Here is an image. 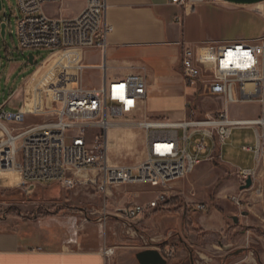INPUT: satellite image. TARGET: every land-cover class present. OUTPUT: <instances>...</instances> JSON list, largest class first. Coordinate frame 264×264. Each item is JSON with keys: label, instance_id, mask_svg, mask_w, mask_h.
<instances>
[{"label": "built area", "instance_id": "1", "mask_svg": "<svg viewBox=\"0 0 264 264\" xmlns=\"http://www.w3.org/2000/svg\"><path fill=\"white\" fill-rule=\"evenodd\" d=\"M19 16L16 36L22 52L48 50H101L113 28L105 19L106 0H66L84 2L76 16H49L47 4L63 0H16ZM187 8L204 0H171ZM182 18H179L180 22ZM1 66V58H0ZM72 72L76 88L57 89L49 109L50 120L23 127L27 117L22 106L17 114L0 107V172L14 171L25 184H60L72 189L94 185L100 191L123 186L149 185L162 190L148 204L120 210L124 223L134 228L135 221L150 216L166 204L171 184L191 175L211 149L222 147L237 128L253 129L256 146L252 149L259 167L264 160V38L239 42L184 43L182 75L187 89L204 99L223 101L217 114L199 118L191 104L190 114L175 123L145 119L136 125L146 132L147 156L136 166L111 165L108 157V132L118 120L134 121L145 111L148 84L143 75L106 81L96 89L83 86L88 67L77 61ZM71 72V73H72ZM258 103L262 116L256 120H234L233 105ZM10 124V126L8 125ZM241 184L255 175L245 170ZM232 200L239 206L237 198ZM201 211L206 206H199ZM173 251L166 252L167 258ZM106 256L115 254L105 249Z\"/></svg>", "mask_w": 264, "mask_h": 264}, {"label": "rangeland", "instance_id": "2", "mask_svg": "<svg viewBox=\"0 0 264 264\" xmlns=\"http://www.w3.org/2000/svg\"><path fill=\"white\" fill-rule=\"evenodd\" d=\"M2 2L0 27L2 23H6L7 34L5 40L0 34V107L6 104L5 112L17 114L26 103L24 110L28 114H37V116L27 117L23 127L43 124L53 116L47 104V92L55 88H67L72 70H62L60 73L57 71V58L50 59L55 52L44 49L22 52L16 36V21L19 16L17 1L2 0ZM224 4L232 5L220 0H204V2L194 4L193 7H196L194 14L185 21L188 40L200 42L211 37L239 41L258 38L262 24L259 22L253 24L250 20L255 22L260 19L257 11L259 5H233L242 7L239 10L251 18L242 15V17L239 16V20L236 16L224 15L216 8ZM79 7V1L63 0L58 4H47L44 10L52 17L72 16V12ZM236 20L240 23L237 24ZM29 54L35 55L38 64L42 59L45 60L37 68L36 65L32 66L28 63ZM82 77L84 84L88 86L97 80V72L87 68ZM190 91L196 90L190 89ZM187 103L191 104L190 110L195 109L199 118L204 117V113L213 106L208 99L197 95L190 96ZM257 106L236 105L235 108L239 113H243L244 117L251 118L260 113ZM189 114L188 110L185 116L172 112L154 113L150 107H146V111L134 121L118 120L119 127L112 128L108 132L110 164L135 166L145 160L147 156L146 132L136 123L145 119H153V121L165 119L158 118V116H164L174 122L179 118L184 120ZM232 138L242 142L241 150L242 145L256 146V135L253 129L237 128L233 131ZM222 150L226 155L232 153L228 150V146L223 147ZM241 158L246 164L250 163V166L256 169L255 154H246V156L243 154ZM254 171L251 189L239 190L235 196L223 198L224 201H231L240 211L246 212L248 215L245 217H249L248 220L243 219L246 222L245 226L240 223L241 221L237 224L232 220L229 222L230 228L239 227L238 233L231 235L232 240L215 239L214 237L206 239V234L201 229H196V235L190 234L189 231L184 232L179 239L174 237L164 244L158 243L154 238L147 237L143 240L139 233L136 235V240H133L135 238L134 228L125 225L119 211L120 208L125 207L126 209L128 205L136 204L132 201L121 203L125 195L121 192L122 187L100 191L94 185H82L72 189L60 184L30 185L25 184L20 176L13 172L4 173L5 182L8 185L0 186V219L8 221L4 226L6 229L20 228L25 232L39 234L41 239L46 240L51 247L75 245L76 249L79 247L85 249V246L89 251L95 250L102 253L105 249H113V247L117 252L118 248L124 246L155 249L160 253H164L166 248L174 252L172 258H167L165 253L162 254L168 260V264H264V160ZM195 172L172 183L168 194V200L181 205V209L184 208V215L192 216L195 212L198 215L207 214L211 206L210 199L214 200L217 194L219 181L216 179L221 171L211 172L210 179L201 189L190 192L189 182ZM142 186L151 188L149 185ZM161 190L160 188L159 192ZM156 194L157 189L145 190L138 202H148L155 198ZM233 197L239 200L241 206L232 200ZM202 205L206 206L205 211L199 209ZM183 212L175 210L169 214L181 220L184 216ZM193 221L197 222L195 218ZM179 245L183 247L182 252H178L175 248ZM241 249L243 252L235 255V252ZM115 255L110 257L113 258Z\"/></svg>", "mask_w": 264, "mask_h": 264}, {"label": "crops", "instance_id": "3", "mask_svg": "<svg viewBox=\"0 0 264 264\" xmlns=\"http://www.w3.org/2000/svg\"><path fill=\"white\" fill-rule=\"evenodd\" d=\"M257 5H259L257 11L260 19L255 22L246 13L239 10L242 7L224 4L216 8L226 16L239 18V16L246 15L251 19V23H261L262 30L258 38L239 40L252 41L264 38V2ZM84 7V2H80V7L72 12V17L78 15ZM195 9L196 7H189L186 10L185 7L173 4L171 0H106L105 19L107 24L113 28L107 38L106 49L104 51L59 52L52 55L50 59L57 58L59 73L62 70H74L77 61H82L88 68L96 70L97 80L95 83L87 86L82 77L83 86L87 89L100 88L106 81L124 79L130 75H143L148 84L145 111L146 107H150L154 113L172 112L185 116L188 99L190 96L197 95L196 91H190L185 87L182 75L183 44L199 43L188 40L185 22L194 14ZM179 18H182L180 22ZM236 21L237 24L240 23V21ZM207 41L239 42L211 37L200 42ZM69 80L67 88H76L77 77L74 73H71ZM56 90L55 88L47 92V95ZM208 101L212 102L213 106L204 113L205 115H214L224 109L222 100L208 99ZM239 105H258L260 113L254 117L246 118L243 113L237 111L236 105H233L230 106L229 112L234 120H256L262 116L263 107L258 103ZM25 112L28 114L27 111ZM147 115L150 117L148 113ZM158 118H165L159 121L171 122L164 116H158ZM225 144L227 145L222 147L211 144L209 153L203 157L189 182L188 190L190 192L199 190L210 179L211 172L221 171L219 174L216 173L218 178L216 180L219 181L218 190L214 200L210 199L211 206H209L207 214L198 215L195 212L192 216L184 215V208L181 209V205L168 200L152 215L140 217L135 221L133 234L135 238L133 240H136V235L139 233L143 240H146L147 237L154 238L158 243L164 244L174 237L179 239L184 232L189 231L190 234L196 235V229L203 230L206 239L214 237L215 239L232 240L231 235L238 233L239 227L230 228L229 222L232 220L235 223L234 220L237 218L238 223L241 221L240 223L245 226L246 222L243 219L248 220L249 217H245L248 215L246 212L240 211L231 201H224L223 198L235 196L241 190L242 184L238 175L241 171H254L257 167L256 169L251 167L250 163L246 164L241 158L243 154L245 156L246 154L254 155L252 151L254 147L242 145L241 150L242 142L232 137ZM227 146L232 153L226 155L222 148H227ZM4 173L0 172V186L6 187L8 183L5 182ZM151 188L123 186L121 192L125 195L121 199V203L132 201L134 204H148L155 198L145 203H140L138 200L145 190ZM153 189H157V194L159 193L160 188ZM131 206L132 204L128 205V208ZM120 209L123 210L125 207ZM175 210L183 212L184 216L181 220L169 214ZM194 218L197 220L196 223L193 221ZM7 223V220L0 219V264H139L136 258L137 254L147 250L124 246L118 248L116 252V248L113 247L116 255L111 258L102 252L89 251L85 246V249L81 247L76 249L75 245L51 247L46 240L41 239L39 234L25 232L20 228L6 229L4 226ZM180 242L182 241L180 240ZM180 246L175 247L178 252L183 250V247ZM164 250V253L169 251L166 248ZM164 253L161 252L163 255Z\"/></svg>", "mask_w": 264, "mask_h": 264}, {"label": "water", "instance_id": "4", "mask_svg": "<svg viewBox=\"0 0 264 264\" xmlns=\"http://www.w3.org/2000/svg\"><path fill=\"white\" fill-rule=\"evenodd\" d=\"M228 4L236 5V6H253L260 3H263L264 0H220ZM3 10V2L0 0V12ZM1 37L5 40L7 34V24L2 23L0 27ZM36 57L34 54L28 55V63L32 66L35 65ZM253 186L252 177L246 180V183L241 187V190H249ZM235 223H238V219L235 218ZM243 252V249L235 252V255H238ZM139 264H168V260H166L163 255L155 249H148L141 251L136 256Z\"/></svg>", "mask_w": 264, "mask_h": 264}, {"label": "bare ground", "instance_id": "5", "mask_svg": "<svg viewBox=\"0 0 264 264\" xmlns=\"http://www.w3.org/2000/svg\"><path fill=\"white\" fill-rule=\"evenodd\" d=\"M55 92H56V91L51 92V93H49V94L47 95V98H49V100H48V103H49V104H50L51 99L54 98ZM49 106H50V105H49ZM23 112H24L25 114H27L24 110H23ZM115 127H119L118 124H117ZM7 172H13V173H15L14 171H7Z\"/></svg>", "mask_w": 264, "mask_h": 264}, {"label": "trees", "instance_id": "6", "mask_svg": "<svg viewBox=\"0 0 264 264\" xmlns=\"http://www.w3.org/2000/svg\"><path fill=\"white\" fill-rule=\"evenodd\" d=\"M44 60H45V59H42V60H41V63H42ZM41 63L38 64L37 61L35 60V65L37 66V68L41 65ZM172 203H175V202H172Z\"/></svg>", "mask_w": 264, "mask_h": 264}]
</instances>
